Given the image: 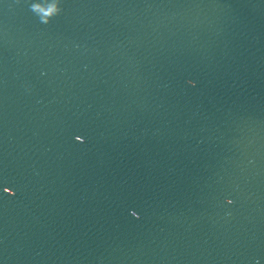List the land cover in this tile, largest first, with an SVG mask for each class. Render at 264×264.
Returning a JSON list of instances; mask_svg holds the SVG:
<instances>
[{
	"label": "water",
	"instance_id": "95a60500",
	"mask_svg": "<svg viewBox=\"0 0 264 264\" xmlns=\"http://www.w3.org/2000/svg\"><path fill=\"white\" fill-rule=\"evenodd\" d=\"M0 264H264V0H0Z\"/></svg>",
	"mask_w": 264,
	"mask_h": 264
},
{
	"label": "clouds",
	"instance_id": "9594fccd",
	"mask_svg": "<svg viewBox=\"0 0 264 264\" xmlns=\"http://www.w3.org/2000/svg\"><path fill=\"white\" fill-rule=\"evenodd\" d=\"M35 7H36L37 11H42L44 13L45 17H47L49 15H52V14H54L57 11L55 5H51L47 9H42L39 5H37ZM45 22H47L46 19H45Z\"/></svg>",
	"mask_w": 264,
	"mask_h": 264
}]
</instances>
